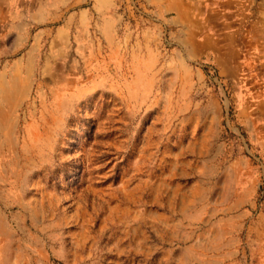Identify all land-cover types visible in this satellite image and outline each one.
<instances>
[{"label":"rangeland","instance_id":"obj_1","mask_svg":"<svg viewBox=\"0 0 264 264\" xmlns=\"http://www.w3.org/2000/svg\"><path fill=\"white\" fill-rule=\"evenodd\" d=\"M258 1L230 80L151 0H0V264H264Z\"/></svg>","mask_w":264,"mask_h":264},{"label":"crops","instance_id":"obj_2","mask_svg":"<svg viewBox=\"0 0 264 264\" xmlns=\"http://www.w3.org/2000/svg\"><path fill=\"white\" fill-rule=\"evenodd\" d=\"M160 12L168 15L171 25L187 32L181 43L200 55H211L221 74L230 80L239 78L242 68L243 24L258 16V0H151ZM264 4V0L262 1ZM262 14H264L262 12ZM259 19V17H258ZM257 19V20H258ZM253 30V29H251ZM254 33V32H253ZM236 121L251 143L264 156V97L255 99L248 95L241 99ZM256 177L245 175L242 188L233 192L228 210L236 215L252 212L256 207ZM240 180V179H239ZM258 242L264 241V207L252 226Z\"/></svg>","mask_w":264,"mask_h":264},{"label":"built area","instance_id":"obj_3","mask_svg":"<svg viewBox=\"0 0 264 264\" xmlns=\"http://www.w3.org/2000/svg\"><path fill=\"white\" fill-rule=\"evenodd\" d=\"M260 196H261V198L264 197V168H263V172H262V178L260 180Z\"/></svg>","mask_w":264,"mask_h":264}]
</instances>
